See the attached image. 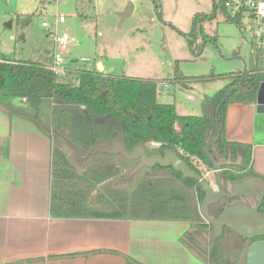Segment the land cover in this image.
I'll use <instances>...</instances> for the list:
<instances>
[{"label":"trees","instance_id":"16d2710c","mask_svg":"<svg viewBox=\"0 0 264 264\" xmlns=\"http://www.w3.org/2000/svg\"><path fill=\"white\" fill-rule=\"evenodd\" d=\"M217 13L224 21H235L224 10L219 0H212L209 14L193 15L189 39L195 36L197 23L201 41L216 43V33H207L201 22L211 20ZM30 21V16L23 24ZM234 23V22H233ZM194 38V37H193ZM49 56L37 60H22L7 57L0 52V109L10 116H19L34 121L52 143L50 176V213L54 216H84L120 218H167L192 220L180 235L183 246L195 257L207 264H244L245 251L255 239L243 238L240 234L223 228L221 236L210 241L211 226L198 213V203L204 198V191L198 181L183 178L171 166H144L133 172L138 163L127 160L120 153L95 152L83 161L78 159L94 145L112 144L121 140L127 152L137 145L149 142L159 143L146 149L147 154H163L166 149L174 150L193 169L186 153L200 157L211 168L206 156L207 138H214L215 110L226 90L239 82L218 112L220 135L209 147L215 160H229L222 165L224 181L238 180L256 175L251 167V145L246 142L228 140L225 136L224 117L228 104L250 103L256 99L257 83L264 77L246 68L228 73L185 75L174 62L173 81L181 83L212 81L221 78L226 83L212 94L202 98L200 115L178 114L174 102L161 103L157 100L158 83L149 78L111 74L98 69H70L64 75L49 69ZM24 100L28 108L14 107L11 99ZM65 153V154H64ZM69 154V159L66 155ZM119 158L130 164L126 172L114 177L109 184L120 189L115 195L105 196L98 191L99 180L81 175L73 165L91 160L102 166L109 159ZM264 180V176H261ZM225 205V199L208 207L207 213L218 216ZM264 213V197L260 206ZM127 264H143L131 257Z\"/></svg>","mask_w":264,"mask_h":264},{"label":"rangeland","instance_id":"374dc122","mask_svg":"<svg viewBox=\"0 0 264 264\" xmlns=\"http://www.w3.org/2000/svg\"><path fill=\"white\" fill-rule=\"evenodd\" d=\"M128 0H0V52L7 57L37 60L49 56L52 61L54 44L49 31L69 32L75 37L70 48L67 68H96L100 60L103 72L153 79L158 83L157 100L174 102L177 113L200 115L205 88L213 93L226 81L221 78L181 83L173 81L174 62L179 61L185 75L228 73L242 67V60L250 59L247 39L231 21H224L217 13L211 20L202 21L207 33H216V43L202 42L197 23L196 34L189 37L193 15L210 14L212 0H131V15L119 23L117 12ZM64 22L55 23L58 15ZM30 16V21L23 20ZM50 23L43 27L42 22ZM194 37V38H193ZM82 58H86L82 60ZM68 70V71H69ZM192 95L189 98L188 95ZM14 107L28 108L24 100L11 99ZM146 149L154 146L144 145ZM65 154V153H64ZM69 159V154L66 155ZM84 160V159H83ZM81 160V161H83ZM100 162L91 160L73 165L78 173L99 180L98 191L105 196L115 195L120 189L109 184L124 173L130 164L119 158ZM111 197V196H110ZM86 215V213H85Z\"/></svg>","mask_w":264,"mask_h":264},{"label":"crops","instance_id":"0c3cea01","mask_svg":"<svg viewBox=\"0 0 264 264\" xmlns=\"http://www.w3.org/2000/svg\"><path fill=\"white\" fill-rule=\"evenodd\" d=\"M95 65L103 72L100 60ZM257 106L233 102L224 117L226 138L251 145L253 177L264 176V112ZM51 160V140L34 121L0 109V264H127V256L143 264H207L180 241L192 220L52 215Z\"/></svg>","mask_w":264,"mask_h":264},{"label":"water","instance_id":"95a60500","mask_svg":"<svg viewBox=\"0 0 264 264\" xmlns=\"http://www.w3.org/2000/svg\"><path fill=\"white\" fill-rule=\"evenodd\" d=\"M133 2L127 1L124 9L117 12L119 23L131 15ZM242 60V76L247 77V63ZM241 83L230 86L223 97L220 99L215 110V128L214 138H207L205 145L206 156L211 162L214 170V180L216 188H213L199 172L193 170L189 164L172 149H166L163 154H147L144 145H137L131 152H127L121 140H116L112 144L101 143L91 146L84 155L78 156L79 160L88 158L95 152H106L111 154L120 153L127 160H136L138 163L133 168V172L147 166L154 165L171 166L175 171L181 173L183 178H192L199 182L204 191V198L199 205V212L204 220L210 224V241L213 244L215 239L222 235L223 228L229 229L240 234L243 238H257L264 236V213L260 211V206L264 197V180L261 177L245 176L238 180L224 181L221 177L222 165L229 163V160H215L209 147L219 138L218 112L221 105L225 102L230 92L239 87ZM256 102L258 110L264 112V81L257 83ZM258 181L256 186L255 182ZM225 199V205L218 216H211L207 213L210 205ZM244 264H264V239L258 238L252 241L245 251Z\"/></svg>","mask_w":264,"mask_h":264},{"label":"built area","instance_id":"2783aa9c","mask_svg":"<svg viewBox=\"0 0 264 264\" xmlns=\"http://www.w3.org/2000/svg\"><path fill=\"white\" fill-rule=\"evenodd\" d=\"M225 12L235 19L234 24L239 27L241 35L247 39L250 48V59L247 63H251L250 71L260 74L264 77V0H219ZM63 15H58L55 23L64 22ZM43 27H49L50 23L43 21ZM48 38L53 42L52 61L49 69L59 75L68 72L67 63L70 60V48L75 44V37L69 32L56 33L49 31ZM86 58H82L85 60ZM76 61V60H75ZM264 81V80H263ZM192 98V95H188ZM154 146L159 143L151 142ZM193 166L198 170L202 178H204L213 188H216L214 180V170L208 168L203 160L196 156L186 153Z\"/></svg>","mask_w":264,"mask_h":264}]
</instances>
